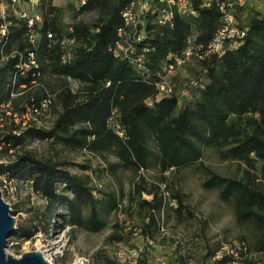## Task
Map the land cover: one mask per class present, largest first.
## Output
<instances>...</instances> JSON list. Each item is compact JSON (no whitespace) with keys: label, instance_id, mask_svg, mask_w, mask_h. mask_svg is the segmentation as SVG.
Returning <instances> with one entry per match:
<instances>
[{"label":"trees","instance_id":"16d2710c","mask_svg":"<svg viewBox=\"0 0 264 264\" xmlns=\"http://www.w3.org/2000/svg\"><path fill=\"white\" fill-rule=\"evenodd\" d=\"M129 1L85 0L80 12L95 6H99L101 12L92 24L77 21L71 25L69 35L74 38V43L66 62L60 58L62 35L57 9L50 8V16L42 13L35 51L45 77L60 81L51 104V109L57 103L60 110L51 128L27 127L19 136L5 135L4 141L17 148L27 137L52 139L69 148L86 149L101 157L111 153L118 159L109 164L114 172L118 166L138 171L155 165L160 173H164L201 163L203 148L213 147L221 159L242 163V175L232 178L210 171L202 185L220 188L219 197L232 202L236 221L249 224L255 230L252 249L248 246V250L263 252L264 13L249 20L248 31L239 46L199 62L198 72L202 75L205 72L201 86L190 89L182 98L173 94L147 105L145 100L155 93L152 74L165 56L171 52L180 53L189 38L206 45L220 24V12L213 4L200 6L198 0H192L196 15H175L172 26L148 25V29H152L151 37L147 38L150 50L144 58L151 75L143 81L134 66L115 58L108 50L115 40V28L121 22L120 13ZM26 29L25 19L12 18L7 46L34 49L26 40ZM47 31L55 34L51 41ZM9 65L10 62L0 65L2 96ZM68 78L78 81L80 88L76 93L71 92ZM29 81L30 78L24 79V82ZM106 82H110L109 85ZM32 97L37 101L40 90L26 93L24 102H30ZM112 107L118 110L123 138L107 126ZM148 138H152L156 145L154 162L147 145ZM7 150L6 147L1 155ZM60 166L57 161L39 159L25 151L9 163L0 165V172H6L8 178L31 182L33 191L47 202V223L54 215L55 206L63 204L70 225L87 224L91 229H97L102 225L98 207L106 213L116 209L117 195L108 191L97 200L86 176L71 174ZM58 185L63 186L62 190ZM142 190L137 184L136 193L140 194ZM146 192L152 194V198L140 201V205L148 208L149 220L143 226L144 233L155 223L153 213L163 206L157 186L152 185ZM84 208H89L87 218L83 215ZM32 234V230L21 226L17 236L27 240ZM115 239L120 240V236ZM225 261L224 257L213 264H225Z\"/></svg>","mask_w":264,"mask_h":264},{"label":"rangeland","instance_id":"374dc122","mask_svg":"<svg viewBox=\"0 0 264 264\" xmlns=\"http://www.w3.org/2000/svg\"><path fill=\"white\" fill-rule=\"evenodd\" d=\"M80 6L81 0H42L38 10L48 14L50 8L57 9L58 27L65 35L74 22L92 24L100 15L99 6L83 12H80ZM263 13L264 0H243L238 19L246 25L252 17ZM199 70L200 66L195 62L178 69L176 94L183 95L187 80ZM198 74L205 79V72ZM44 83L56 89L60 81L46 76ZM72 87L76 89L74 84ZM79 87L77 85V89ZM59 110L56 103L39 120V127L51 128ZM147 145L154 162L157 152L154 140L148 138ZM25 151L39 159L57 161L71 174L86 176L97 200L104 192H114L118 206L107 213L98 207L102 225L97 229H91L87 224L70 225L63 204L55 206L54 215L47 223L46 200L33 191L29 183L13 179L1 194L15 219V232L8 238L5 251L15 257L40 251L50 264H75L77 260L79 264H213V254L219 249L224 250L225 246L245 241L252 249L255 236L252 226L236 221L232 202L219 197V187L205 188L202 185L210 171L232 178L242 175V163L221 159L213 147L203 148L201 163L164 173H160L155 165L143 171L118 166L114 172L109 164L118 159L113 154L101 157L86 149L69 148L52 139L27 137L11 153L12 156L6 154L5 158H15ZM137 184L144 189L140 194L135 191ZM152 185L159 188L163 206L153 213L155 223L144 233L142 229L149 216L148 208L140 205V201L151 200L152 194L146 190ZM62 187L58 185L59 190ZM67 194L71 195L70 192ZM88 214L89 208H84V217L87 218ZM21 226L33 231L29 239L22 240L17 236ZM116 236H120V240H116ZM248 257L245 264H253V260L257 262L251 255Z\"/></svg>","mask_w":264,"mask_h":264},{"label":"built area","instance_id":"2783aa9c","mask_svg":"<svg viewBox=\"0 0 264 264\" xmlns=\"http://www.w3.org/2000/svg\"><path fill=\"white\" fill-rule=\"evenodd\" d=\"M200 6L215 5L220 12V24L212 38L206 45L193 41L189 38L186 46L180 53H168L163 62L153 73L151 83L155 87V93L148 97L145 102L152 105L153 102L176 94L175 80L177 71L189 62L198 63L210 58L212 55H220L225 50H231L239 46L248 31L247 24H241L238 19V9L243 5V0H198ZM42 0H0V65L10 62L7 81L3 96L0 94V165L9 163L12 159H6L5 155L12 156L15 148L11 143H6L3 137L7 134L19 136L27 127H39L40 119L45 117L51 110V104L57 93L56 89L47 87L44 83L45 75L41 72L40 63L35 48L39 39L37 29L42 23V13L38 10ZM85 0H81V5ZM192 0H130L122 9L121 22L115 28V40L109 45V52L118 59L126 61L134 66L140 79L146 81L151 75L145 65V53L150 50L147 38L151 37L148 25L172 26L175 15H196ZM12 18L26 20V40L34 49L28 47H8L9 26ZM38 27H37V26ZM37 27V28H36ZM70 26L65 35L61 34L59 41L62 47L61 61L66 62L72 54L74 38ZM47 37L51 41L54 33L47 31ZM24 36V34H23ZM30 78L29 83L24 79ZM183 95L187 96L190 89L202 85L203 78L199 74L187 80ZM72 93L77 92L78 81L68 78ZM110 82H106L109 85ZM72 84L76 87L74 89ZM80 88V87H79ZM40 90L37 101L32 97L30 102H24V95L29 91ZM119 113L116 107H112L107 119V126L116 135L123 138L124 129L119 121ZM6 153H3L5 148ZM140 168L139 171H143ZM13 181L8 178L6 172H0V191L7 183ZM31 182H29L30 184ZM217 250L215 260L226 258L225 264H245L248 255L256 261L254 264H264L263 252H250L245 241H239Z\"/></svg>","mask_w":264,"mask_h":264},{"label":"water","instance_id":"95a60500","mask_svg":"<svg viewBox=\"0 0 264 264\" xmlns=\"http://www.w3.org/2000/svg\"><path fill=\"white\" fill-rule=\"evenodd\" d=\"M15 232V219L0 191V264H50L40 251L25 252L15 257L5 251L8 238Z\"/></svg>","mask_w":264,"mask_h":264},{"label":"bare ground","instance_id":"6f19581e","mask_svg":"<svg viewBox=\"0 0 264 264\" xmlns=\"http://www.w3.org/2000/svg\"><path fill=\"white\" fill-rule=\"evenodd\" d=\"M75 264H79V261L77 260Z\"/></svg>","mask_w":264,"mask_h":264}]
</instances>
